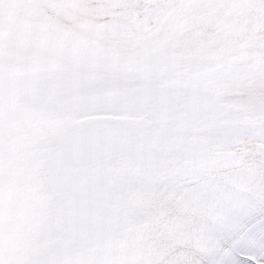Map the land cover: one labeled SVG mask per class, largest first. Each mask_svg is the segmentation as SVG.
I'll return each instance as SVG.
<instances>
[{
	"label": "snow or ice",
	"instance_id": "snow-or-ice-1",
	"mask_svg": "<svg viewBox=\"0 0 264 264\" xmlns=\"http://www.w3.org/2000/svg\"><path fill=\"white\" fill-rule=\"evenodd\" d=\"M0 264H264V0H0Z\"/></svg>",
	"mask_w": 264,
	"mask_h": 264
}]
</instances>
